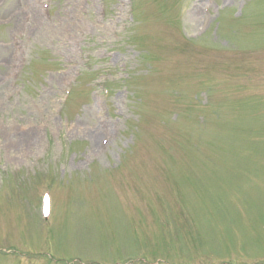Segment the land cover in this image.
<instances>
[{"label":"rangeland","instance_id":"obj_1","mask_svg":"<svg viewBox=\"0 0 264 264\" xmlns=\"http://www.w3.org/2000/svg\"><path fill=\"white\" fill-rule=\"evenodd\" d=\"M30 1L0 0V264H264V0Z\"/></svg>","mask_w":264,"mask_h":264},{"label":"bare ground","instance_id":"obj_2","mask_svg":"<svg viewBox=\"0 0 264 264\" xmlns=\"http://www.w3.org/2000/svg\"><path fill=\"white\" fill-rule=\"evenodd\" d=\"M25 4L27 5V7H29L30 10H32V26H36L38 24H43V23H41L43 20L40 18L39 10L35 7V5H33L30 0H26ZM196 5H195V7H193L189 11V15H190V19L191 20L195 19L196 16L198 15L199 7L196 6ZM5 52H6V54L4 55L3 61H4L5 65L9 66V64L12 63V61H13V57H14L13 54H12L13 50H12L11 47H7ZM63 81H64V76L63 75H56L54 77V90H57V85L62 84ZM97 129L101 130V128L98 127V125L92 124V125L88 126L87 132L89 134H91V136H94L95 133L97 132ZM28 138L29 137H27V135L25 136L23 134L19 135V136L7 135L6 136V141H7V144H8L10 149H15L16 150V149L22 148L23 147L22 144L25 145L24 144L25 140H27Z\"/></svg>","mask_w":264,"mask_h":264}]
</instances>
